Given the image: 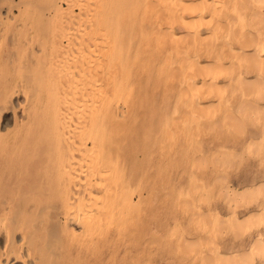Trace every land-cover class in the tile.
<instances>
[{"label":"rangeland","instance_id":"rangeland-1","mask_svg":"<svg viewBox=\"0 0 264 264\" xmlns=\"http://www.w3.org/2000/svg\"><path fill=\"white\" fill-rule=\"evenodd\" d=\"M217 1H222L223 6L219 10L216 7L217 11H213V14L209 7L215 10L214 7L208 6L212 0H175L172 7L169 6L170 0H0V16L5 17L11 10L12 15L17 17L16 20H10L9 31L1 36L0 42L8 45L12 42L27 43L34 59L40 60V49L46 46L49 29L57 20L54 12L68 7L76 15V21H72V26L76 25L73 32L78 30L81 37L86 33L89 37L83 35L87 38L85 42L92 41L91 46L98 45L95 47L99 48L111 40L113 31L118 40L117 49L126 59L125 90L128 95L119 104L126 110L130 124L126 144L128 158L124 170H116L118 179L113 177L116 180L108 186L107 193H111L115 199L127 197L126 201L134 206V215H123L124 217L131 219L138 216L137 219L145 218L147 222L145 227L142 225L133 228L131 220L123 230V234L127 235L125 242L117 239L118 232L114 228L110 229L104 237L100 256H96L106 258L109 264H131L132 256L124 254L125 248L134 251V255L135 252L139 254L141 262L148 260L147 249L145 252L135 250L139 248L137 239L141 243L140 248L144 249L149 239L146 234L152 228H159L163 233L166 228L172 229L173 225L180 223L190 237L192 227L187 226L186 222L191 214L175 209L176 205L185 202L197 207L194 215L200 211L206 219L210 218V222L216 219L224 221L227 227L223 228L220 236L215 234L212 237V234L201 230L200 238L209 236L210 239L207 238L210 242L206 239L211 249L214 242L228 260L236 259L237 255L236 261L241 259L243 254L248 253L253 241L261 239L264 242V222L258 224L260 227L256 224L249 226L250 230L246 233L241 231L240 236L231 230L234 219L243 222L256 219V215L259 218L263 215L264 191L263 194L256 192L255 198L253 194V203L249 202L246 206L226 204V200L235 193L236 196L233 197L240 201L237 194L246 189L262 191L264 188V162L246 151L249 143L261 141L262 124L253 120V117H246L245 111L239 113V116H236L235 111L245 99L250 104L246 107L247 110L255 103L251 96L246 98L241 91L237 92L239 89L236 82L239 78L246 80L248 84L259 81H255L259 73L240 61L250 54L248 52H251L252 47H241V44L252 35H255L252 38L257 37L253 16H256V12L264 15V4L262 0ZM21 2V6H18ZM23 21L27 22L25 27L28 31L25 33L21 30ZM212 39L215 44L210 42ZM11 50L18 56L22 55L17 45L12 46ZM252 54L254 55L251 53L250 56ZM262 54L264 59V53ZM189 65L193 68L188 69ZM194 69H215L218 74L205 76L206 78L194 75L197 87L200 88L201 83L205 84L201 86L199 95H195L197 98L184 92L185 85L192 82V75L196 73ZM237 93L238 96L235 95ZM240 93L241 98H238ZM256 103V108L264 106V101ZM249 111L254 110L247 112ZM261 115L264 116L260 113ZM8 118L11 120V115ZM225 119L233 126L237 119L239 128L227 129L223 126ZM158 131H164L167 135L161 138L163 141L156 147L151 146L150 142L159 138ZM231 155L234 160L231 161L232 165L219 162ZM134 161L140 164L135 166ZM173 208L174 210L169 211ZM251 215L253 217L250 218ZM149 217L164 228L149 221ZM209 246L205 244V254L211 250ZM211 251L209 253L212 255ZM152 256L149 264H192L191 261L199 264L198 259L192 257L187 261L183 260L175 249L165 244L156 246ZM251 264H264V258L254 257Z\"/></svg>","mask_w":264,"mask_h":264},{"label":"bare ground","instance_id":"bare-ground-1","mask_svg":"<svg viewBox=\"0 0 264 264\" xmlns=\"http://www.w3.org/2000/svg\"><path fill=\"white\" fill-rule=\"evenodd\" d=\"M174 1L170 0L171 4L166 5L172 7L175 5ZM212 1L211 5L209 2L205 5L209 4L208 6L214 9L217 7L218 10L222 8V1ZM262 3L264 4V0ZM68 8L54 12L57 20L49 29L46 46L38 51L40 60L34 59L27 43L12 42L8 45L0 42V264H109L106 258L96 256H100L104 237L110 229L114 228L118 232L117 239L125 242L127 235L123 234V230L131 220L133 228L146 226L145 218L140 220L137 219L138 216L131 219L123 216L134 215V206L126 201L127 197L115 199L111 193H107L108 186L116 180L113 177L118 179L116 170L122 172L128 158L126 144L130 124L126 110L120 106L128 95L125 90L126 59L117 49L118 40L113 31L111 40L102 46V43L99 44V48H96L98 45L91 46L92 41L85 42L89 37L85 32L82 37L78 35V30L73 32L76 25L73 27L72 21L76 15ZM209 8L212 13H216L217 8ZM173 11L175 12L174 8ZM11 12L10 10L5 17L0 16L1 39V36H5L9 31L10 20L17 18ZM253 18L257 37L252 38L255 35L248 33L251 37L243 42L241 47H252L248 53L254 55H245L243 59L240 57V61L259 73V78H254L259 81L248 84L246 80L239 78L236 80L239 90H236L241 91L243 97L254 98L255 103L248 109L254 111L247 112L246 107L250 104L246 99L236 106L235 111L236 116L245 111L246 117H253V120L261 122V141L249 143L246 151L264 162V116H260V113L264 114V106L256 108V101H264V15L256 12ZM23 22L21 30L25 33L28 31L25 27L27 22ZM210 42L212 43L213 39ZM212 44H215V41ZM16 45L21 56L11 50V47ZM82 48L84 51H81ZM190 66L192 65H189L188 69ZM215 69H194L196 73H192V82H187L184 92L192 96L199 95L201 86L205 84L201 83L200 88L197 87L194 75L201 78L208 75L212 77L218 75ZM230 95L231 92L228 100ZM235 95L238 96V93ZM240 95L241 93L238 98H241ZM227 119L223 125L227 129L239 126L237 119L233 122L234 126L230 124L229 119L230 123H227ZM163 132L158 131L159 138L151 141V146L156 147L163 141L161 138L167 135ZM231 161L234 162L232 155L222 158L219 162L229 165L233 163ZM139 164L135 162L134 165ZM263 189L243 190V193L237 194L240 201L233 197L235 193L226 200V204L246 206L249 202L253 203L256 192L263 194ZM176 206L175 209L191 214L186 222L187 226L192 227L191 236L188 237L186 228L180 223L173 225L172 229L166 228L163 233L159 228H152L146 234L149 239L144 249L140 248L138 239L139 248L134 249L143 252L147 249L148 260L141 262L139 254L135 252L134 255V251L125 248L124 254L132 256L131 264L151 263L155 247L161 244L175 249L183 260L187 261L189 257L198 259L199 264H251L254 257L264 258V242L260 239L253 241L248 253L243 254L238 261V255L236 259L228 260L229 258L223 257L214 242H211V249L210 243L208 245L207 242L209 236L207 239L200 238L201 230L212 234V237H215V234L220 236L223 228L227 227L224 221L216 219L210 222V218L206 219L200 211L194 215V209L197 207L186 202ZM172 210L174 208L169 209ZM150 220L158 224L155 219L149 217ZM260 222H264V211L260 218L256 215L254 220L242 222L234 219L231 230L240 236L241 231L246 233L252 225H258ZM205 244L213 250H208L212 255L204 253ZM190 263L193 264L192 261Z\"/></svg>","mask_w":264,"mask_h":264}]
</instances>
